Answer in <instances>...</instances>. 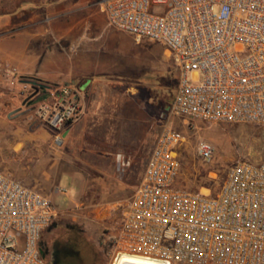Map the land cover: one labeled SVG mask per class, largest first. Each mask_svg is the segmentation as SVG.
<instances>
[{"label": "built area", "instance_id": "2783aa9c", "mask_svg": "<svg viewBox=\"0 0 264 264\" xmlns=\"http://www.w3.org/2000/svg\"><path fill=\"white\" fill-rule=\"evenodd\" d=\"M107 25L168 52L177 69L169 115L207 125L264 127V0H97ZM79 105L63 86L37 119L56 130V144ZM183 134L165 125L143 175L125 200L109 237L121 255L166 264H264V157L231 165L215 195L176 186ZM205 162L213 146L200 141ZM130 161L118 158L123 175ZM57 210L44 194L0 170V264H46L41 236Z\"/></svg>", "mask_w": 264, "mask_h": 264}, {"label": "crops", "instance_id": "0c3cea01", "mask_svg": "<svg viewBox=\"0 0 264 264\" xmlns=\"http://www.w3.org/2000/svg\"><path fill=\"white\" fill-rule=\"evenodd\" d=\"M66 1L0 0V90L23 85L29 97L34 91L23 81L41 84L24 107L12 98L14 118L10 112L2 116L0 95V170L30 188L37 187L36 180L46 187L61 175L80 174L82 196L92 189L91 199L119 203L127 188L137 186L128 171L158 108L148 104V88L118 56L129 35L111 29L102 13L87 12L90 0ZM63 86L75 92L79 113L59 133L58 145L56 130L30 124ZM118 158L130 161L123 175L116 171Z\"/></svg>", "mask_w": 264, "mask_h": 264}, {"label": "rangeland", "instance_id": "374dc122", "mask_svg": "<svg viewBox=\"0 0 264 264\" xmlns=\"http://www.w3.org/2000/svg\"><path fill=\"white\" fill-rule=\"evenodd\" d=\"M67 1L73 3L77 0ZM96 2L97 0H90L86 4L88 6L86 11L99 15L101 12ZM129 37L123 36V44L122 46L119 44L118 47V56L133 69L135 78L148 88L145 93L148 104L158 108L151 121L146 124L151 131L148 140L142 144L141 153L135 159L132 158L128 171L131 184L138 185L147 158L165 125L179 130L185 138V142L178 150L181 168L176 186L181 189L215 195L231 165L238 161L259 162L263 159L264 127L261 125L226 123L207 125L169 115V105L175 96L177 78L168 52L159 44L148 40L136 42ZM28 91L29 89H25L23 85H18L14 92L0 90L3 97L1 114L4 118L8 112L10 117L14 118L17 115V112H11L15 107L11 102L14 100L12 98L17 101V106L24 107L21 104L29 94ZM30 125L36 129L42 126V123L36 121ZM200 141L209 142L214 148L213 156L207 162L197 156L196 147ZM81 181L80 174L61 175L56 184L54 181L46 187L40 181H34L37 187L33 189L50 199L58 212L52 225L42 234L40 242L44 246L49 245L51 240L58 236L62 227L76 226L84 231V235L73 234L74 238H70L71 247L78 250L81 255L89 257L92 264H112L114 253L109 237L116 234L121 224L125 200L134 191V187L127 188L128 194L121 202L108 205L101 203L98 197L91 199L92 189L82 196ZM61 237L64 240L65 237ZM84 239L88 242V249L82 245Z\"/></svg>", "mask_w": 264, "mask_h": 264}, {"label": "flooded vegetation", "instance_id": "af4514ba", "mask_svg": "<svg viewBox=\"0 0 264 264\" xmlns=\"http://www.w3.org/2000/svg\"><path fill=\"white\" fill-rule=\"evenodd\" d=\"M60 234L65 237L64 240L61 239ZM73 234L84 235V231L79 227L66 225L60 229L58 236L52 239L49 245L41 244L42 256L46 264H51L52 261L55 264H92L89 257L81 255L78 250L71 247L70 238ZM82 245L88 249V242L85 239Z\"/></svg>", "mask_w": 264, "mask_h": 264}, {"label": "bare ground", "instance_id": "6f19581e", "mask_svg": "<svg viewBox=\"0 0 264 264\" xmlns=\"http://www.w3.org/2000/svg\"><path fill=\"white\" fill-rule=\"evenodd\" d=\"M112 264H166L161 260H154L143 256L121 255Z\"/></svg>", "mask_w": 264, "mask_h": 264}, {"label": "water", "instance_id": "95a60500", "mask_svg": "<svg viewBox=\"0 0 264 264\" xmlns=\"http://www.w3.org/2000/svg\"><path fill=\"white\" fill-rule=\"evenodd\" d=\"M23 82H26L27 84H29L32 89H33V93L31 94V96L27 97L24 102L23 105L26 104L31 98H33L34 96H36L38 94L39 88L41 87V84L37 83L34 80L28 79V80H24ZM51 264H55L54 261L51 262Z\"/></svg>", "mask_w": 264, "mask_h": 264}, {"label": "trees", "instance_id": "16d2710c", "mask_svg": "<svg viewBox=\"0 0 264 264\" xmlns=\"http://www.w3.org/2000/svg\"><path fill=\"white\" fill-rule=\"evenodd\" d=\"M23 79H27L26 77H22Z\"/></svg>", "mask_w": 264, "mask_h": 264}]
</instances>
